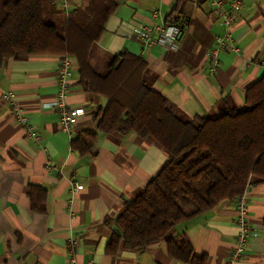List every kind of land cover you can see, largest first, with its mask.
I'll return each instance as SVG.
<instances>
[{
    "label": "crops",
    "instance_id": "crops-1",
    "mask_svg": "<svg viewBox=\"0 0 264 264\" xmlns=\"http://www.w3.org/2000/svg\"><path fill=\"white\" fill-rule=\"evenodd\" d=\"M48 1L56 7L61 0ZM66 1L70 9L89 2ZM219 1L226 9L231 0ZM241 1L229 27L238 51L219 53L216 74L209 73L210 52L224 26L211 0H120L95 44V53L143 58L146 81L183 121L241 107L246 90L264 76V0ZM154 12L165 22L171 14L182 22L174 48L145 47L138 42L139 26L150 21ZM61 57L33 54L6 59L0 67V264H67L70 238L76 241L79 264H183L169 257L165 239L142 251L120 246L114 256L106 253L126 204L142 192L168 157L157 143L136 134L99 133L90 154L74 152L71 142L81 132L96 128L93 115L106 102L82 91L73 59L66 103L85 113L74 121L70 136L61 132L57 112L49 107L57 91ZM91 62L95 66L93 58ZM4 92H10L23 107L40 136L39 143L29 140L24 128L14 122L1 99ZM72 183L82 188L71 192ZM31 186L44 191L40 200L44 212L32 209ZM247 196L251 235L236 264H264V182H251ZM235 217L234 201L223 200L178 224L169 236L185 237L207 264H225L238 231Z\"/></svg>",
    "mask_w": 264,
    "mask_h": 264
},
{
    "label": "trees",
    "instance_id": "trees-1",
    "mask_svg": "<svg viewBox=\"0 0 264 264\" xmlns=\"http://www.w3.org/2000/svg\"><path fill=\"white\" fill-rule=\"evenodd\" d=\"M120 0H89L72 8L63 32L47 23L50 2L0 0V67L6 59L33 54L69 56L76 62L82 91L105 99L94 113V130L78 134L71 149L90 154L97 135L136 134L157 143L167 160L116 220L106 253L121 246L142 251L165 239L168 255L183 264H207L185 237H170L180 223L234 201L248 181L264 182V76L245 92L241 107H226L214 116L181 120L171 103L145 79L147 63L128 53L111 56L104 73L91 64L94 45ZM172 15V14H171ZM168 16L177 23L178 16ZM44 191L31 186L32 209L44 212ZM39 198V199H37Z\"/></svg>",
    "mask_w": 264,
    "mask_h": 264
},
{
    "label": "built area",
    "instance_id": "built-area-1",
    "mask_svg": "<svg viewBox=\"0 0 264 264\" xmlns=\"http://www.w3.org/2000/svg\"><path fill=\"white\" fill-rule=\"evenodd\" d=\"M63 4V12L67 16L69 11V4L66 0H61ZM242 4L241 0H231L228 3L227 8L223 7L222 1L211 0V5L217 10L218 17L222 21L224 26V32L222 35L216 37L215 45L210 52L209 73L216 74L219 70V53L223 51L237 52L238 49L233 44L231 32L229 27L233 21V12L237 10ZM182 22L178 20L177 23L165 22L161 20L160 15L154 12L151 15L150 21L141 24L136 33V38L142 46H154L162 45L169 48H174L172 43L175 40ZM73 59L67 55L61 57L56 71V86L57 91L54 100L50 103L49 107L54 109L58 115V125L61 132L70 136L72 125L74 121L85 113L82 108H70L66 103V98L69 93L70 82L73 77ZM1 99L9 106V112L14 122L22 126L25 130L26 137L32 140L34 143L40 142V136L35 133L34 127L29 124L28 118L25 115V111L22 106L17 104L10 92H4L1 95ZM50 162H48L49 164ZM50 167V164L48 165ZM251 186V182L248 181L245 185L244 191L234 200L235 207V222L238 229L235 244L231 250L225 264H236L243 257L247 250L248 240L251 235L249 223L247 222V208H248V196L247 190ZM82 188L77 183H72L71 192L78 191ZM68 257L67 264H79L76 258V241L69 239L67 242ZM86 264H94L93 261H88Z\"/></svg>",
    "mask_w": 264,
    "mask_h": 264
},
{
    "label": "rangeland",
    "instance_id": "rangeland-1",
    "mask_svg": "<svg viewBox=\"0 0 264 264\" xmlns=\"http://www.w3.org/2000/svg\"><path fill=\"white\" fill-rule=\"evenodd\" d=\"M43 2H48V0H43ZM63 11V4L62 3H58L56 5V7H51V10H50V13L48 14L47 18H46V22L49 23L51 20L57 22L55 23L56 26H57V30L58 32H62V30L64 29L65 27V21H66V18L67 16H63V14H61L60 12ZM51 23V22H50ZM96 49V46L94 45L93 47V53H92V56H91V60L92 58L97 62H94L95 66L94 68L100 72V73H104L106 71V64L108 63L110 57L109 56H105V55H97L95 53V50ZM90 60V61H91ZM92 63V62H91ZM102 64V66H101ZM104 67V69L102 68Z\"/></svg>",
    "mask_w": 264,
    "mask_h": 264
}]
</instances>
